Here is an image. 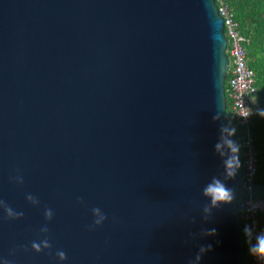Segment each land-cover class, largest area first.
Listing matches in <instances>:
<instances>
[{
	"label": "water",
	"instance_id": "water-1",
	"mask_svg": "<svg viewBox=\"0 0 264 264\" xmlns=\"http://www.w3.org/2000/svg\"><path fill=\"white\" fill-rule=\"evenodd\" d=\"M225 42L213 0H0V199L24 213L0 209V258L248 264L240 167L227 178L215 147L232 129ZM216 181L233 201L211 202Z\"/></svg>",
	"mask_w": 264,
	"mask_h": 264
},
{
	"label": "built area",
	"instance_id": "built-area-1",
	"mask_svg": "<svg viewBox=\"0 0 264 264\" xmlns=\"http://www.w3.org/2000/svg\"><path fill=\"white\" fill-rule=\"evenodd\" d=\"M216 10L222 17V31L225 37V54L227 56L225 73V113L231 128L241 130L237 145H239L240 174L235 198V206L239 220L244 229L250 226L254 232L264 229L260 225V213L264 210V197L254 187V177L258 166L253 138L249 131V118L260 111L255 99L253 71L245 60V50L242 45L244 37L238 32L237 24L228 5V0H213ZM250 112L247 117L243 116ZM243 248L248 264H264L249 255V244L243 232ZM255 243V238L251 241Z\"/></svg>",
	"mask_w": 264,
	"mask_h": 264
},
{
	"label": "trees",
	"instance_id": "trees-1",
	"mask_svg": "<svg viewBox=\"0 0 264 264\" xmlns=\"http://www.w3.org/2000/svg\"><path fill=\"white\" fill-rule=\"evenodd\" d=\"M228 5L237 30L244 37L245 60L253 71L255 99L261 111L264 110V0H228ZM259 112L250 116L248 126L258 162L254 187L264 197V117ZM232 129L239 140L240 128L233 126ZM260 225L264 228V210L260 213Z\"/></svg>",
	"mask_w": 264,
	"mask_h": 264
},
{
	"label": "clouds",
	"instance_id": "clouds-1",
	"mask_svg": "<svg viewBox=\"0 0 264 264\" xmlns=\"http://www.w3.org/2000/svg\"><path fill=\"white\" fill-rule=\"evenodd\" d=\"M250 115V112L245 113L243 116L247 117ZM259 115L264 117V110H261L259 112ZM222 133H226L227 135L221 136L222 143H217L215 145L216 149L219 151L224 145H226L231 153L233 154L230 158L226 159L224 161L226 166V176L227 178H234L238 172V169L240 167V160L238 155H236L240 148L239 145H237L234 141L229 139L231 135H233L235 129H229L227 127L222 128ZM224 153L221 152V155ZM19 183H23V177H16L15 178ZM205 192L210 194V199L213 204H216L217 202H224V203H230L235 198V192L233 189L228 188L225 184H223L220 181H216L213 184H210L206 186ZM26 199L28 202H30L33 205H39L40 201L39 199L32 195L27 194ZM79 202H83L82 198H79ZM0 209H3V211L6 213L8 219H19L23 217L24 213L23 211H17L13 209L6 201L3 199H0ZM205 211H209V209L206 207ZM92 212L94 215L100 216L99 219H96L93 221L91 225H89V228H94L97 225H100L102 220L106 219V214L101 215V209L99 207L93 208ZM54 216V212L50 208H46L44 211V218L46 221H51ZM40 233L47 234L49 232V228L47 224H44L39 229ZM246 242L249 244L248 247V253L249 255L255 257L258 261H264V229L260 230L258 233L254 232V229L250 226H245L243 229ZM253 237L255 238V243L253 244L251 241L253 240ZM31 248L34 249L36 252H41L45 249H51L52 244L47 235L44 236L43 239H40L38 241H33L31 243ZM205 249L202 247L201 252H203ZM14 254V250L13 253ZM55 255L59 258L60 261H64L67 259V255L63 250H57ZM197 259H199V254H197ZM0 264H11V261L6 258H0Z\"/></svg>",
	"mask_w": 264,
	"mask_h": 264
}]
</instances>
